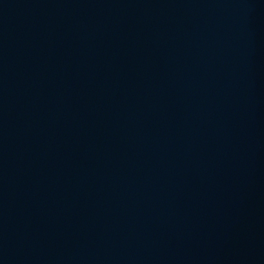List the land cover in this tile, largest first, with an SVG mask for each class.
Instances as JSON below:
<instances>
[{"label":"water","instance_id":"1","mask_svg":"<svg viewBox=\"0 0 264 264\" xmlns=\"http://www.w3.org/2000/svg\"><path fill=\"white\" fill-rule=\"evenodd\" d=\"M0 264H264V0H0Z\"/></svg>","mask_w":264,"mask_h":264}]
</instances>
